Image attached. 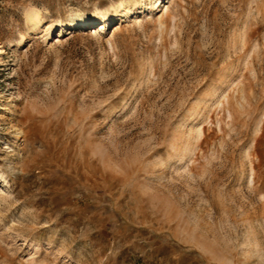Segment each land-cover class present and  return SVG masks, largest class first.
Returning a JSON list of instances; mask_svg holds the SVG:
<instances>
[{
  "label": "rangeland",
  "instance_id": "obj_1",
  "mask_svg": "<svg viewBox=\"0 0 264 264\" xmlns=\"http://www.w3.org/2000/svg\"><path fill=\"white\" fill-rule=\"evenodd\" d=\"M136 1L0 0V264H264V0Z\"/></svg>",
  "mask_w": 264,
  "mask_h": 264
},
{
  "label": "bare ground",
  "instance_id": "obj_2",
  "mask_svg": "<svg viewBox=\"0 0 264 264\" xmlns=\"http://www.w3.org/2000/svg\"><path fill=\"white\" fill-rule=\"evenodd\" d=\"M158 2H159V0H139V1H136L134 3V5L135 6L136 5H141V7H142V4L143 5H145V4H158ZM121 6H122V4H120V3H119L118 6H115L114 5L113 6V9H111L112 10V13L108 12L107 10H103V9L97 8L90 15L89 14H80V15L75 16V17H73L71 19V25L72 26L73 25H75V26L76 25L77 26L78 25L85 26V25H91V24H104L108 20H110V19L116 17L117 15L122 14V12H124V8L123 7L121 8ZM125 12H126V10H125ZM27 13H28L27 14V17H26V19H27V26L25 28L26 29V31L24 32L25 34H21V36L19 35L20 37L16 40L15 44L13 45V46H15L14 49H16V50H18V48H20L26 42L27 35L32 34V33H35L36 31L40 30L44 26V24H46L45 15L39 9H34V10L33 9H29V12H27ZM110 21H112V20H110ZM61 24H62V22H61ZM61 24L58 23V24H54L53 26H51L49 28L48 32H46L47 33V36H45V37L48 38V39H51L53 35H57L56 33L59 31ZM2 51L3 50L0 47V53H2ZM203 91H205V90H203ZM193 117H194V115H193ZM194 125H196V124H194Z\"/></svg>",
  "mask_w": 264,
  "mask_h": 264
}]
</instances>
